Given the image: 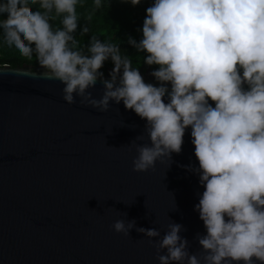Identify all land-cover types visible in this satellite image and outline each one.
<instances>
[{"label":"clouds","instance_id":"clouds-1","mask_svg":"<svg viewBox=\"0 0 264 264\" xmlns=\"http://www.w3.org/2000/svg\"><path fill=\"white\" fill-rule=\"evenodd\" d=\"M83 2L0 0V44L34 56L42 75L60 82L67 104L105 112L109 101L122 102L144 120L149 143L135 145L133 171L171 161L189 130L198 163L185 167L203 187L193 206L205 230L196 237L200 254L188 251L179 223H169L163 236L137 227L159 238L158 264H264V0H151L141 38L129 36L127 43L145 54V65L157 66L149 73L155 86L119 43L90 35L80 44L77 7ZM105 3L91 0L93 11ZM88 32L80 25V36ZM105 61L113 65L107 80L99 71ZM98 79L97 99L90 90ZM134 226L117 219L112 228L129 235Z\"/></svg>","mask_w":264,"mask_h":264},{"label":"water","instance_id":"water-1","mask_svg":"<svg viewBox=\"0 0 264 264\" xmlns=\"http://www.w3.org/2000/svg\"><path fill=\"white\" fill-rule=\"evenodd\" d=\"M151 71L140 73L155 86ZM42 72L0 65V264H158L159 238L135 229L163 236L171 222L199 255L203 187L185 167L198 163L189 130L171 161L133 171L135 145L149 143L145 121L122 102L105 112L69 105ZM90 91L100 97L99 79ZM117 219L135 221L129 235L113 230Z\"/></svg>","mask_w":264,"mask_h":264},{"label":"trees","instance_id":"trees-1","mask_svg":"<svg viewBox=\"0 0 264 264\" xmlns=\"http://www.w3.org/2000/svg\"><path fill=\"white\" fill-rule=\"evenodd\" d=\"M150 4L151 0H141L139 4L134 6L122 2V0H108V3H105L100 9L93 11L91 0H84L83 4L77 7L80 19L76 30V38L82 46L87 45L90 35H97L100 40L119 43L121 51L132 59L133 66L138 67L139 72H143L145 69L153 70L157 66L145 65L143 63L145 54L143 52L137 53L127 43L129 36L137 41L141 38L140 29L145 17V9ZM53 23L59 26L58 19ZM80 25H86L89 29V32L84 36L79 35ZM4 64L11 67L29 65L33 68L39 66L34 56L29 60L18 55L13 49L0 44V65ZM112 66L110 61H105L99 71L105 73Z\"/></svg>","mask_w":264,"mask_h":264}]
</instances>
